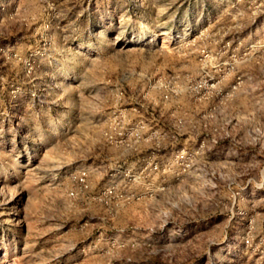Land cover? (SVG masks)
<instances>
[{
	"label": "rangeland",
	"instance_id": "rangeland-1",
	"mask_svg": "<svg viewBox=\"0 0 264 264\" xmlns=\"http://www.w3.org/2000/svg\"><path fill=\"white\" fill-rule=\"evenodd\" d=\"M0 264H264V0H0Z\"/></svg>",
	"mask_w": 264,
	"mask_h": 264
}]
</instances>
